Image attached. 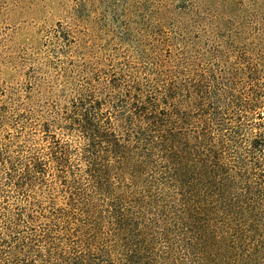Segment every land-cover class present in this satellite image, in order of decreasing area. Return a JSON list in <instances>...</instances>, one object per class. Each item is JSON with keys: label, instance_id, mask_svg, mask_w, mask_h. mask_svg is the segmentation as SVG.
Listing matches in <instances>:
<instances>
[{"label": "trees", "instance_id": "16d2710c", "mask_svg": "<svg viewBox=\"0 0 264 264\" xmlns=\"http://www.w3.org/2000/svg\"><path fill=\"white\" fill-rule=\"evenodd\" d=\"M91 5L1 91L0 264H264V0Z\"/></svg>", "mask_w": 264, "mask_h": 264}, {"label": "rangeland", "instance_id": "374dc122", "mask_svg": "<svg viewBox=\"0 0 264 264\" xmlns=\"http://www.w3.org/2000/svg\"><path fill=\"white\" fill-rule=\"evenodd\" d=\"M113 1L92 0L90 17L99 43L103 40L107 42L112 37V34L100 29L101 21L107 24L108 29H115L109 22L115 15L110 7ZM73 2L0 0V94L1 91L18 88V83L24 82L30 75L54 77L57 62L64 61V58L58 54L61 43L55 40L53 32L58 24L66 21L65 11ZM114 34H117L116 30ZM27 94V89L7 93L13 99L25 100L24 105H69L63 92L56 93L54 97L47 95L46 102L45 97L35 93L32 100H27Z\"/></svg>", "mask_w": 264, "mask_h": 264}]
</instances>
